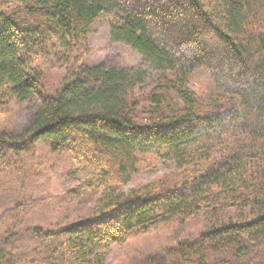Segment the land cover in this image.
Returning <instances> with one entry per match:
<instances>
[{
    "label": "trees",
    "instance_id": "obj_1",
    "mask_svg": "<svg viewBox=\"0 0 264 264\" xmlns=\"http://www.w3.org/2000/svg\"><path fill=\"white\" fill-rule=\"evenodd\" d=\"M12 4L17 11H1ZM110 10L121 19L113 39L154 76L84 65L87 32ZM54 51L68 66L44 96L39 62ZM200 68L204 96L188 88ZM6 96L39 106L18 137L0 134V179H19L44 150L68 160L79 187L101 192L86 218L63 228L22 230L16 203L15 224L0 230V264H106L155 212L189 222L225 210L237 216L147 264H264V0H0V102ZM164 152L176 168L127 194L141 158Z\"/></svg>",
    "mask_w": 264,
    "mask_h": 264
},
{
    "label": "rangeland",
    "instance_id": "obj_2",
    "mask_svg": "<svg viewBox=\"0 0 264 264\" xmlns=\"http://www.w3.org/2000/svg\"><path fill=\"white\" fill-rule=\"evenodd\" d=\"M2 12L17 11V6L2 9ZM24 18L25 15H20ZM27 18V17H26ZM33 18V19H32ZM30 19V18H29ZM31 19L45 23L41 15ZM121 24L115 11L103 13L87 32L88 55L86 67H104L114 71L145 72L154 76L152 65L132 47L117 42L112 37V29ZM62 54L54 51L45 55L39 62L43 74L41 87L44 96H52L59 88L67 68ZM209 74L202 68L197 69L188 81V88L198 96L209 90ZM39 106V101L20 103L10 96L0 102V134L9 133L18 137L29 125ZM174 152H164L155 157L141 158L139 172L125 187L131 194L134 188L145 185L176 168ZM73 167L64 156L51 155L40 150L27 171L17 180L0 179V230L6 231L17 220L15 204L22 207V230L35 226L45 229L63 228L86 218L94 208L100 189H87L80 186L81 175H69ZM20 210V209H19ZM236 210L218 212L217 216L203 213L189 222H162L157 212L148 217L146 225L151 227L125 245H114L106 264H147L151 260H162L170 255L171 249L180 242L197 239L209 229L216 220L234 219ZM21 229L18 231H22ZM0 232V233H1ZM16 232V230L14 231ZM22 233V232H21ZM11 232L9 238L12 240ZM29 239V236L26 237ZM216 260L222 262L219 256ZM258 259L249 258L241 264H258Z\"/></svg>",
    "mask_w": 264,
    "mask_h": 264
}]
</instances>
